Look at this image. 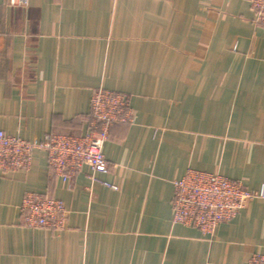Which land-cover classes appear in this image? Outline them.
<instances>
[{
    "label": "crops",
    "instance_id": "1",
    "mask_svg": "<svg viewBox=\"0 0 264 264\" xmlns=\"http://www.w3.org/2000/svg\"><path fill=\"white\" fill-rule=\"evenodd\" d=\"M97 88L133 116L109 128L107 171L65 184L42 150L0 171V264H245L264 250L262 198L211 235L171 211L189 169L264 186V23L249 0H0L3 133L83 135ZM29 192L62 202V230L22 225Z\"/></svg>",
    "mask_w": 264,
    "mask_h": 264
},
{
    "label": "built area",
    "instance_id": "2",
    "mask_svg": "<svg viewBox=\"0 0 264 264\" xmlns=\"http://www.w3.org/2000/svg\"><path fill=\"white\" fill-rule=\"evenodd\" d=\"M8 3L25 6L27 0H8ZM249 5L255 22L264 23V0H249ZM86 118V133L78 136L50 132L40 140L27 141L0 130V171L28 170L33 151L42 150L47 156L49 172L65 184L84 166L93 173H105L108 163L102 147L109 128L133 121L127 96L95 89ZM260 198L264 199V186L259 191L248 190L241 181L189 169L173 182L172 223L196 227L203 235H211L219 224L230 221L247 203ZM19 210L22 225L28 228L59 231L68 216L60 200L31 192L25 194ZM245 264H264V250L253 253Z\"/></svg>",
    "mask_w": 264,
    "mask_h": 264
},
{
    "label": "rangeland",
    "instance_id": "3",
    "mask_svg": "<svg viewBox=\"0 0 264 264\" xmlns=\"http://www.w3.org/2000/svg\"><path fill=\"white\" fill-rule=\"evenodd\" d=\"M203 172V171H202Z\"/></svg>",
    "mask_w": 264,
    "mask_h": 264
}]
</instances>
